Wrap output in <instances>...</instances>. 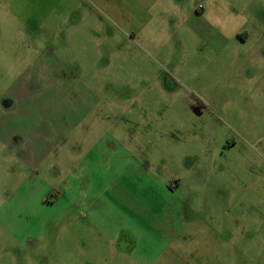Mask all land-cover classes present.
<instances>
[{
	"label": "rangeland",
	"instance_id": "obj_1",
	"mask_svg": "<svg viewBox=\"0 0 264 264\" xmlns=\"http://www.w3.org/2000/svg\"><path fill=\"white\" fill-rule=\"evenodd\" d=\"M186 4L194 15L154 10L142 47L116 38L111 58L96 48L94 59L113 61L116 87L142 90L136 97L122 91L142 113L133 114L131 128L117 125L113 169H141L152 178L143 199L172 203L194 219L196 230L182 233L175 250L188 264H264V0ZM61 6L67 17L58 14ZM52 9L66 27L57 28L53 15L45 31L31 32L17 16H0V92L26 83L19 76L47 55L50 63L41 66L51 82L79 91V0H52ZM11 147L0 137V264H79V238L101 249L89 229H79V209L67 217L29 191L36 183L57 185L62 175L36 180ZM92 147L70 154L83 157ZM23 187L25 203L16 199ZM120 258L131 261L114 256L110 263Z\"/></svg>",
	"mask_w": 264,
	"mask_h": 264
},
{
	"label": "crops",
	"instance_id": "obj_2",
	"mask_svg": "<svg viewBox=\"0 0 264 264\" xmlns=\"http://www.w3.org/2000/svg\"><path fill=\"white\" fill-rule=\"evenodd\" d=\"M186 1L191 0H79V91L51 82L41 66L49 62L47 55L38 59L39 68L34 62L19 76L26 83L0 92L3 144L13 145L12 152L36 180L48 172L62 175L57 185L36 183L29 191L44 207H62L67 217L73 208L79 209V229H89L87 236L95 237L102 246L86 248L87 240L79 238L83 241L79 264H188L175 250L182 233L191 235L196 230L194 219L185 217L172 203L150 205L143 199L149 192L146 183L152 178L141 169H113L115 157L110 149L115 147L117 125L125 122L123 127L131 128L133 114L142 113L122 91L130 95L133 91L136 97L142 90L116 87L111 81L116 79L110 71L113 61L94 59L100 54L96 48L111 58L116 38L124 46L142 47L147 41L143 34L156 20L153 11L158 8L156 16L169 8L194 15ZM61 8L58 14L67 17ZM31 12L38 14L34 21ZM58 14L52 9V0H0V16H17L18 23L31 32L45 31L53 15L58 16L57 28L66 27L65 17ZM124 64L119 61L118 68L122 70ZM86 143L93 147L83 157L70 154ZM58 146L61 153L53 154ZM24 188L16 196L23 203L30 200L20 195ZM104 244L114 256L131 261L120 258L119 263H110L114 256ZM93 255L101 257L100 262L88 258Z\"/></svg>",
	"mask_w": 264,
	"mask_h": 264
}]
</instances>
